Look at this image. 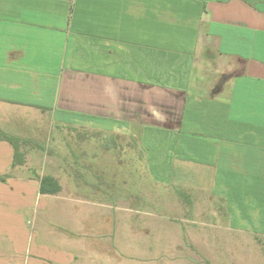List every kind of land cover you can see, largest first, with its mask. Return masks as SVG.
<instances>
[{"label": "crops", "instance_id": "0c3cea01", "mask_svg": "<svg viewBox=\"0 0 264 264\" xmlns=\"http://www.w3.org/2000/svg\"><path fill=\"white\" fill-rule=\"evenodd\" d=\"M30 112L49 128L137 130L156 183L173 161L203 165L212 206L264 231V0H0V133ZM13 161L0 139V264H101L103 240L49 224L62 186L41 193L43 175Z\"/></svg>", "mask_w": 264, "mask_h": 264}, {"label": "rangeland", "instance_id": "374dc122", "mask_svg": "<svg viewBox=\"0 0 264 264\" xmlns=\"http://www.w3.org/2000/svg\"><path fill=\"white\" fill-rule=\"evenodd\" d=\"M31 114L15 124L20 134H10L18 138L24 154L22 171L36 175L54 171L63 190L56 197H46L58 198L50 204L49 224L74 228L76 233L70 230V234L78 239L103 240L109 254L101 264H264V231L237 230L239 216L222 215L215 201L212 206L203 165L173 161L169 184H158L137 130L49 128L46 123L40 126ZM75 146H81L85 164L95 157L96 166H79ZM175 148L186 155L194 153L190 146ZM126 162L131 179L129 170L124 174ZM62 197L73 203L62 205ZM9 203L13 206L15 201ZM221 219L230 222L225 225ZM100 223L98 235L87 233ZM85 243L96 251L102 246L96 240Z\"/></svg>", "mask_w": 264, "mask_h": 264}, {"label": "trees", "instance_id": "16d2710c", "mask_svg": "<svg viewBox=\"0 0 264 264\" xmlns=\"http://www.w3.org/2000/svg\"><path fill=\"white\" fill-rule=\"evenodd\" d=\"M0 139L6 140L13 145L14 149V161L13 166L21 165L24 163V154L20 152L18 147V138H14L8 134L0 133ZM7 176V175H6ZM4 177V176H3ZM2 179V177H1ZM39 190L44 194H56L61 190V185L58 180L52 175L46 174L40 178V187Z\"/></svg>", "mask_w": 264, "mask_h": 264}]
</instances>
